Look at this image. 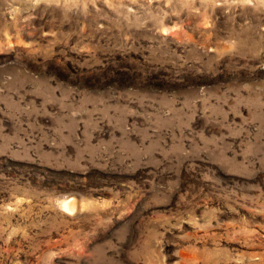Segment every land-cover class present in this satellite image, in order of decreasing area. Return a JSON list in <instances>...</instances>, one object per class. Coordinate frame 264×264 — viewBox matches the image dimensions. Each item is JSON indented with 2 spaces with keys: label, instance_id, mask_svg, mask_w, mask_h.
<instances>
[{
  "label": "rangeland",
  "instance_id": "1",
  "mask_svg": "<svg viewBox=\"0 0 264 264\" xmlns=\"http://www.w3.org/2000/svg\"><path fill=\"white\" fill-rule=\"evenodd\" d=\"M0 264H264V0H0Z\"/></svg>",
  "mask_w": 264,
  "mask_h": 264
},
{
  "label": "bare ground",
  "instance_id": "2",
  "mask_svg": "<svg viewBox=\"0 0 264 264\" xmlns=\"http://www.w3.org/2000/svg\"><path fill=\"white\" fill-rule=\"evenodd\" d=\"M63 206L68 211L75 210V203L73 201H65Z\"/></svg>",
  "mask_w": 264,
  "mask_h": 264
}]
</instances>
